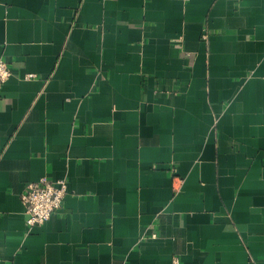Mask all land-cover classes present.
<instances>
[{"label":"crops","instance_id":"crops-1","mask_svg":"<svg viewBox=\"0 0 264 264\" xmlns=\"http://www.w3.org/2000/svg\"><path fill=\"white\" fill-rule=\"evenodd\" d=\"M0 56V264H264V0H0Z\"/></svg>","mask_w":264,"mask_h":264},{"label":"built area","instance_id":"built-area-1","mask_svg":"<svg viewBox=\"0 0 264 264\" xmlns=\"http://www.w3.org/2000/svg\"><path fill=\"white\" fill-rule=\"evenodd\" d=\"M203 36L207 37L205 30ZM11 73L8 61L0 56V88L11 76ZM32 76L33 74L28 75V77ZM67 191L68 186L65 178L52 179L44 175L36 181L29 182L21 195L29 228L43 224L56 210L61 209L64 206ZM174 262L179 264V257H175Z\"/></svg>","mask_w":264,"mask_h":264}]
</instances>
